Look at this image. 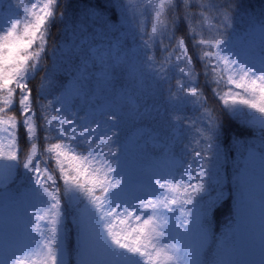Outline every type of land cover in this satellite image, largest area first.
Masks as SVG:
<instances>
[{"label":"snow or ice","instance_id":"6c2138e0","mask_svg":"<svg viewBox=\"0 0 264 264\" xmlns=\"http://www.w3.org/2000/svg\"><path fill=\"white\" fill-rule=\"evenodd\" d=\"M0 12V194L13 209L0 264H69V212L75 264H244L257 208L249 240L264 247V43L239 46L264 36V3L0 0ZM228 117L251 135L227 141ZM129 119L155 125L158 153L121 137Z\"/></svg>","mask_w":264,"mask_h":264},{"label":"trees","instance_id":"16d2710c","mask_svg":"<svg viewBox=\"0 0 264 264\" xmlns=\"http://www.w3.org/2000/svg\"><path fill=\"white\" fill-rule=\"evenodd\" d=\"M5 2V10L7 7V0H4ZM19 2L22 6L27 4V0H13V3ZM70 2L72 3H76V0H70ZM99 2L100 4L104 3V0H93V3H97ZM242 3H244L245 5H247L250 8H259L260 5L262 3H264V0H242ZM2 16L3 13L0 12V20H2ZM53 33L56 32V26L53 27ZM186 32V27L183 21L180 22V24L178 25V29H177V35H183ZM192 51L191 47H190V52ZM194 61H195V56L193 57ZM195 67L196 70L199 72L201 71V65L199 62L195 63ZM200 81H201V86L205 87L203 85V76L200 77ZM39 82V74H37L36 79L33 80L31 82V85H35ZM205 93L206 95H208L209 97H211V91L209 88L205 87ZM2 106V105H0ZM13 112L16 113L17 115L18 113V108H13ZM151 127H155V125H145L144 128H140V126L138 125V123L135 120L129 119L127 121V123L125 125L122 126L121 128V137L122 138H127V137H132V135L134 134V132H137L139 130L142 129H149ZM151 131V130H150ZM252 133V129L242 125L241 122L237 119L228 117L225 121V139L227 141H231L233 136H238L241 138L244 137H248L250 136ZM20 145L21 147L25 146V141H24V130L21 129L20 130ZM160 150L158 145H153L152 147L149 146L146 154L148 155H152L154 152L158 153ZM235 155V154H233ZM231 171V170H229ZM20 186V179L17 177L16 178V184L13 185V189L17 188ZM259 187H260V182H259ZM2 195V194H0ZM234 214V206H233V199L232 198H226L224 200V202L218 207V209L215 211L214 215H213V220H212V229L213 232L218 236L220 235V233L224 230L225 225L228 222L229 217L233 216ZM68 225L69 228L71 229L69 235H68V240L66 242L67 244V248L68 251L70 253V261L69 264H75V252L74 249L76 247V232L75 229L72 228L71 226V214L69 212L68 215ZM253 245H254V250L259 251L261 250V245H259V243L255 240H253Z\"/></svg>","mask_w":264,"mask_h":264},{"label":"rangeland","instance_id":"374dc122","mask_svg":"<svg viewBox=\"0 0 264 264\" xmlns=\"http://www.w3.org/2000/svg\"><path fill=\"white\" fill-rule=\"evenodd\" d=\"M262 43H264V36L260 34H252L249 35L246 40L240 41V49L243 52H247L251 54L252 52L258 50ZM151 131L149 129H142L138 132H135L134 137H141L139 139V143L135 146V150L141 151L145 147V143L154 144L151 138ZM255 191L259 193V176L256 177L255 182ZM13 214V209L6 204V201L3 197V194L0 195V262H2L6 258L7 248H6V240L7 235L10 231L9 220ZM261 227V218L259 209L257 208L252 216V220L250 224L245 226V234L244 238L246 240L245 252L242 256L244 264H264V247H261V250L255 251L253 240L257 241L260 244L258 238L249 240V236L251 234H256L258 237V233Z\"/></svg>","mask_w":264,"mask_h":264}]
</instances>
